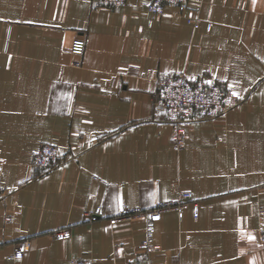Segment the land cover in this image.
<instances>
[{
  "label": "crops",
  "instance_id": "obj_1",
  "mask_svg": "<svg viewBox=\"0 0 264 264\" xmlns=\"http://www.w3.org/2000/svg\"><path fill=\"white\" fill-rule=\"evenodd\" d=\"M147 2L0 0V264H264V0L193 1L198 28L177 8L150 24ZM176 73L243 97L189 122L180 150L156 103L158 78ZM44 142L64 155L49 170L33 165ZM182 191L197 216L190 203L109 221ZM62 227L70 237L51 234ZM148 236L155 250L140 248ZM24 238L31 249L14 258Z\"/></svg>",
  "mask_w": 264,
  "mask_h": 264
},
{
  "label": "built area",
  "instance_id": "obj_2",
  "mask_svg": "<svg viewBox=\"0 0 264 264\" xmlns=\"http://www.w3.org/2000/svg\"><path fill=\"white\" fill-rule=\"evenodd\" d=\"M96 5H108L114 7L124 6L127 0H93ZM193 1L201 0H148L147 9L151 14L150 24L154 19L161 16L166 9L177 8L181 13H185V20L193 27L200 26L199 17L193 12L191 6ZM192 8V9H191ZM210 27V24H207ZM85 49V39L77 36L74 42V50L82 55ZM206 78L197 77L194 80L183 73L165 74L158 78L156 103L161 107L166 115L167 122L171 126V138L175 150H180L185 146L187 125L189 122L202 118L224 117L234 108L239 98L233 96L228 88H225L218 82L213 81L211 85L206 84ZM64 155L60 152L59 146L55 143L44 142L39 145L34 153L33 165L42 170H49L57 166ZM4 195V189L0 182V197ZM192 203L194 215L199 212V202L195 199L191 191H182L178 198L173 202H158L153 208L145 209L141 206H134L124 203L119 212L112 216L109 221L116 224L125 220H134L146 218L147 220H158L164 211L175 208L180 213ZM264 211V206L261 208ZM103 216L101 206L90 208L85 212V219L88 221L97 220ZM5 222H11L13 215L6 214ZM51 234L57 238H68L71 236L69 227L54 229ZM264 241V232L261 236ZM32 246L30 238H24L17 242L13 253L14 258H22ZM141 249L147 251L155 250V245L151 238L146 237L140 244ZM67 264H93L91 258L85 256H73ZM133 264V263H132ZM142 264V263H135Z\"/></svg>",
  "mask_w": 264,
  "mask_h": 264
},
{
  "label": "snow or ice",
  "instance_id": "obj_3",
  "mask_svg": "<svg viewBox=\"0 0 264 264\" xmlns=\"http://www.w3.org/2000/svg\"><path fill=\"white\" fill-rule=\"evenodd\" d=\"M255 2H256V0H253V3H255ZM189 79H193L194 80L195 77H189ZM225 79H227V78L225 77ZM205 83L211 85L213 83V81L212 80H208V81H205ZM232 87H234V86H232ZM232 95L233 96H237L240 99L243 98V97L240 96V94L238 92H235V91H233ZM249 239H255V237L249 236Z\"/></svg>",
  "mask_w": 264,
  "mask_h": 264
}]
</instances>
